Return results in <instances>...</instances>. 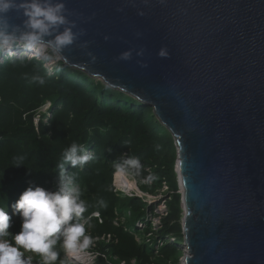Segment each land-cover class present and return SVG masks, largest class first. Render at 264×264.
<instances>
[{
    "label": "water",
    "instance_id": "95a60500",
    "mask_svg": "<svg viewBox=\"0 0 264 264\" xmlns=\"http://www.w3.org/2000/svg\"><path fill=\"white\" fill-rule=\"evenodd\" d=\"M64 2L85 34L61 63L151 108L172 136L182 263L264 264V0Z\"/></svg>",
    "mask_w": 264,
    "mask_h": 264
},
{
    "label": "trees",
    "instance_id": "16d2710c",
    "mask_svg": "<svg viewBox=\"0 0 264 264\" xmlns=\"http://www.w3.org/2000/svg\"><path fill=\"white\" fill-rule=\"evenodd\" d=\"M0 57V206L12 215L8 230L12 238L22 223L18 214H12V205L24 190L42 187L55 193L62 186L69 191L77 187L88 206L83 217H91V226H86L94 241L87 249L94 256L91 264H180L182 210L174 175L176 151L171 134L153 110L61 62L49 74L36 58ZM35 75L43 76L45 83L34 82ZM46 103H50L47 113L37 120ZM73 142L85 145L91 157L82 167H72L63 159ZM16 157L24 158L23 165H13ZM128 158H138L143 165L141 176L133 177L139 183L152 174L156 179L148 184L164 181L170 190L166 214L159 222L162 228L155 234L161 244L155 253L152 245L136 240L149 228L144 226L139 233L134 228L135 223L143 225V219H155L156 211H148L141 199L123 198L114 188L115 164ZM101 200L106 207H101ZM58 258V264L67 260L63 249Z\"/></svg>",
    "mask_w": 264,
    "mask_h": 264
},
{
    "label": "clouds",
    "instance_id": "9594fccd",
    "mask_svg": "<svg viewBox=\"0 0 264 264\" xmlns=\"http://www.w3.org/2000/svg\"><path fill=\"white\" fill-rule=\"evenodd\" d=\"M12 11L22 13L24 19L20 24L11 22L8 14ZM71 14L64 0H0V55L7 54L12 58L15 57L14 49L22 48L30 53V56L48 66L66 61L65 49L74 45L80 36L85 34L83 29L74 31L77 24L69 19ZM46 37L49 39L46 40ZM81 46L86 47L87 42ZM142 54V51L138 53ZM158 55L166 57L168 53L162 48ZM89 56L95 60L91 53ZM119 59L130 60L131 52L122 53ZM141 66L147 67L146 64ZM50 72L51 68L49 74ZM32 79L40 85L45 83V78L41 75H35ZM90 158L86 154L85 145L75 142L65 150L63 156L64 161L70 163L72 167L77 165L82 167ZM23 159L14 158L13 165L17 167L23 165ZM60 167L63 170V164ZM142 168L140 159H125L123 163L115 164L113 182L116 181V176L126 182L132 177H140ZM155 179L154 175L149 174L143 182L150 183ZM127 186L131 187V183ZM80 197L81 192L77 187L71 188L70 191L61 188L55 193L48 192L42 187H28L24 190L12 205V214H18L22 218L20 231L13 237L14 244L7 239H0V264H32L31 256L27 259L22 258L26 251L39 254L43 264H55L59 253L54 250V246L61 236L64 252L70 258L61 264H71V258H76V262L81 264L79 259L82 261L81 258L94 241L86 232V226H91L89 223L91 217H83L88 206ZM99 203L101 207H106L103 200ZM81 218L83 220L79 222ZM11 219L12 215L5 207L0 206V237L9 236ZM74 219L78 222L70 223Z\"/></svg>",
    "mask_w": 264,
    "mask_h": 264
},
{
    "label": "rangeland",
    "instance_id": "374dc122",
    "mask_svg": "<svg viewBox=\"0 0 264 264\" xmlns=\"http://www.w3.org/2000/svg\"><path fill=\"white\" fill-rule=\"evenodd\" d=\"M14 52H15V56H17V57L24 56V57H27V58H30V57L31 58H35V57L30 56V53L26 52L22 48H16V49H14ZM4 55L7 56V54H4ZM44 66H45V68L48 71H49V68H51V69L53 68V66H48V65H44ZM94 82L100 83V81H98L96 79H94ZM49 107H50V103H46L41 108V110L36 115L37 120L39 119V116L40 115H44V114L47 113ZM169 158H170V156H168L167 159H169ZM175 163H176V161H175ZM149 170H150L149 168H145L144 169L145 172H147ZM174 175H175V179H176L177 186H178V177H177V174H176V167L175 166H174ZM129 181L130 182H133L134 181L133 183L136 185V188L140 191L139 193L138 192H135V191H126V190L124 191V189H122L117 184V181L114 182L115 183L114 184L115 191L117 193L121 194V196L123 198H125V197L126 198L133 197V198L141 199V200H143L144 204L147 205L148 211L150 209L154 210V212L156 211L157 217L155 219H151V218L143 219V223L144 224L143 225H140L139 223L138 224L135 223V228H134L136 233L141 232L144 229V226H146V228H149V230L147 231V234H145V235H143V236H141L139 238L137 237L136 240H137V242H139L141 244H146L148 246H151L152 245L153 246V253H155V252H157V250L161 246V244L158 241L159 238L155 234L162 228L161 225L159 224V222H160V219L162 217H164L165 214H166L167 205L165 204V202L166 201L168 202L169 199H170V195H169L170 194V190H169L168 186L166 185V183L164 181L155 183L153 185L148 184V183H144L143 181L141 183H139L133 177L130 178ZM65 183H67V182H65ZM61 188H63V186ZM61 188L58 189V191H60ZM178 189H179V187H178ZM64 190L65 191H69V190H66V189H64ZM178 193L179 194L181 193L180 189L178 190ZM182 215L183 214L181 212V218H182ZM120 223H122L124 225V227L127 226L126 225V222L123 219L120 220ZM128 223H129V221H128ZM0 239H7L10 243H13L14 244V240H13L12 236L10 235V233H9V236H7V237H0ZM101 241H104L107 244V243H110L111 242V239H106V240H102L101 239ZM171 242L173 243L174 242V239H172ZM62 243H63V237L61 236L60 239L58 240V247L56 249H54L58 253L60 251H62V249H63ZM182 246L183 245L181 244V247ZM63 252H64V249H63ZM29 256L32 257V264H43L42 257L39 254H36V253H32V252H27L26 251V252H24V256L22 258L27 259V257H29ZM93 257L94 256H93L92 252L91 253L90 252H87L86 253V256L83 255V257L81 258L82 261H80V259H79V262L81 264H91L89 262V260L93 259ZM65 258L67 260L70 259L69 257H67L66 253L64 252V259ZM58 259L55 262V264H58V262H60V261H58ZM75 259L76 258H71V264H78V262H76ZM182 259H183V255H182V258L180 259V264H183L182 263ZM114 262H116V261L114 260ZM132 264H133V262H132Z\"/></svg>",
    "mask_w": 264,
    "mask_h": 264
},
{
    "label": "bare ground",
    "instance_id": "6f19581e",
    "mask_svg": "<svg viewBox=\"0 0 264 264\" xmlns=\"http://www.w3.org/2000/svg\"><path fill=\"white\" fill-rule=\"evenodd\" d=\"M115 180L117 181V184L122 188L124 189V191H135V192H140L137 188H136V185L133 183V182H130V181H125L124 179L122 178H119V177H115ZM128 183H131V187H128L127 184Z\"/></svg>",
    "mask_w": 264,
    "mask_h": 264
},
{
    "label": "built area",
    "instance_id": "2783aa9c",
    "mask_svg": "<svg viewBox=\"0 0 264 264\" xmlns=\"http://www.w3.org/2000/svg\"><path fill=\"white\" fill-rule=\"evenodd\" d=\"M85 256H86V253H85ZM94 258V257H93ZM93 259L89 260V262L91 263Z\"/></svg>",
    "mask_w": 264,
    "mask_h": 264
}]
</instances>
